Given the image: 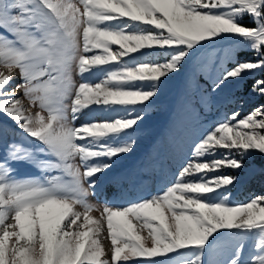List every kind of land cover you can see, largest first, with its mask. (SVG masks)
Returning a JSON list of instances; mask_svg holds the SVG:
<instances>
[{
  "label": "snow or ice",
  "instance_id": "1",
  "mask_svg": "<svg viewBox=\"0 0 264 264\" xmlns=\"http://www.w3.org/2000/svg\"><path fill=\"white\" fill-rule=\"evenodd\" d=\"M236 46L257 58L236 61ZM105 66L99 82L84 79ZM184 66L186 111L210 110L230 81L264 69V0H0V264H264V195L233 204L241 177L216 174L264 155V105L221 113L178 155L174 176L158 148L149 153L140 169L161 182L146 198L89 202L102 178L127 177L113 170ZM17 89L40 111H26ZM253 91L264 96V79ZM18 163L55 174L17 178Z\"/></svg>",
  "mask_w": 264,
  "mask_h": 264
},
{
  "label": "rangeland",
  "instance_id": "2",
  "mask_svg": "<svg viewBox=\"0 0 264 264\" xmlns=\"http://www.w3.org/2000/svg\"><path fill=\"white\" fill-rule=\"evenodd\" d=\"M243 23L251 26V20L248 17L243 19ZM115 47V46H113ZM257 57L254 52L246 46H236L235 60H255ZM231 67V64L228 65ZM187 66L180 69L179 73L172 75L166 82L164 90L153 101L149 107L147 115L140 125V132L134 151L123 156L118 167L113 170L114 173H127V177L120 182H112L104 178L101 179L100 186L97 188V195H90L89 202L98 208L104 206V201H116L123 206L124 204L137 199L141 196L147 197L155 189L159 188L161 174L159 172H150L148 169H140L141 163L145 161L149 153L159 149V155L165 162L166 173L174 174L178 171V155L183 151L189 150V145L198 138L208 126L223 113L225 116L232 112L239 111L241 117L250 113L254 108L264 105V96L253 91L255 82L264 79V69L245 72L238 79L230 81L220 93L213 97V103L210 110L200 107L193 103L190 110L186 111L184 107V74ZM107 66L103 69L94 70L92 73L85 74V80L92 83L99 82L103 78ZM75 82L78 84L81 77L74 73ZM20 83L19 73H14V78L8 85L9 88H16ZM17 95L21 99L25 110L33 114L40 111L38 107H33L25 98L20 89H17ZM231 100L233 102L229 103ZM46 115V113H42ZM89 112L86 110L75 122L77 125L82 123ZM104 114L97 115L95 119H103ZM0 114V120H4ZM11 124V121H7ZM15 127V125H12ZM20 143L28 147H34V142H29L15 137ZM17 178H43V175L55 173H41L36 167L27 163H18L13 165ZM140 169L144 175H134L136 170ZM239 175L240 181L231 188L230 200L233 204L248 202L251 198L264 195V155L254 153L251 158L245 159L244 169L239 173L230 169H225L216 174ZM109 175H112L110 173ZM211 175V174H210ZM122 198V199H121ZM93 216H99L98 211L91 213ZM106 237V232L104 234ZM254 237H249L245 243L242 260H247L253 247ZM102 243L106 249L105 258L110 260V240L102 237ZM159 259V258H157ZM208 256H205L207 264ZM128 264H137L135 260Z\"/></svg>",
  "mask_w": 264,
  "mask_h": 264
}]
</instances>
